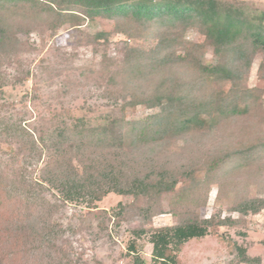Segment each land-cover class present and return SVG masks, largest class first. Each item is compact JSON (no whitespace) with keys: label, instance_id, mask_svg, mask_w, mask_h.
<instances>
[{"label":"trees","instance_id":"trees-1","mask_svg":"<svg viewBox=\"0 0 264 264\" xmlns=\"http://www.w3.org/2000/svg\"><path fill=\"white\" fill-rule=\"evenodd\" d=\"M97 18L114 20L129 39L157 40L151 50L125 42L119 60L104 58L93 73L107 85L110 96L129 95L119 114L92 122L85 116L54 113L41 118L30 132L12 116H4L0 105V137L18 143L29 157L45 156L41 179L65 202L96 208L110 194L142 198L145 206L139 213L151 220L162 212L163 196L178 192V222L150 233L136 229L128 249L134 264H144L138 240L148 234L152 264H186L180 254L187 243L238 224L231 218L197 214L196 208L207 200L203 202L201 191L244 170L257 171L264 162V144L243 136L246 130L252 134L258 129L263 132L256 137L264 139L263 92L243 84L259 55L263 60L258 75L264 80V10L241 0H0V87L4 68L14 64L22 69L21 31L30 33L43 25L81 26L85 19ZM191 29H197L205 42L186 40ZM98 38H106L105 33ZM207 47L213 49L212 63L205 60ZM138 106L145 113L130 117L128 112ZM242 119L249 120L243 124L245 130L227 131L226 144L218 151L183 164L157 154L172 141L219 134L228 122ZM29 199L21 210L12 196L10 208L0 214V262L9 238L22 236L23 229L11 219L35 216L37 196ZM4 200L0 189V207ZM233 210L244 217L258 214L264 210V198L244 199ZM232 252V264H262L243 245L235 244Z\"/></svg>","mask_w":264,"mask_h":264},{"label":"rangeland","instance_id":"rangeland-1","mask_svg":"<svg viewBox=\"0 0 264 264\" xmlns=\"http://www.w3.org/2000/svg\"><path fill=\"white\" fill-rule=\"evenodd\" d=\"M241 1L264 10V0ZM100 33H105L106 38H98ZM19 36L22 69L14 64L4 68L0 105L4 106V116H12L30 132L39 126L41 118L54 113L85 116L92 122L109 113L119 114L129 95L110 96L107 85L93 73L101 68L104 58L119 60L125 42L131 48L144 50L154 49L157 44L153 38L129 39L118 31L114 20L106 18L85 19L81 26L75 27L71 24L58 28L37 26L30 33L21 31ZM185 39L198 44L205 42L197 29L188 31ZM205 60L207 63L214 61L211 47H207ZM262 60V56L256 57L243 83L262 90L261 113L264 112V80L259 78L258 69ZM27 71L30 74L26 76ZM144 113L141 106L128 112L132 118ZM244 122L249 123V120L228 122V127L219 134L206 133L172 141L168 146L158 148L157 154L162 153L167 162L183 164L206 152L224 148L226 132H243ZM246 132L243 136L264 144V139L261 142L256 137L262 130L255 129L252 134ZM7 141L6 136L0 137V189L5 193L0 214L4 207L5 210L10 208L7 206H10L12 196L20 203L21 210L30 201V196L34 198L32 201L37 196L39 203L31 220L11 219L19 223L23 232L20 231L22 236L9 238L7 254L3 255L0 264H134L128 246L134 240L136 229L144 228L150 233L179 220L175 215L182 208L176 205L178 192L163 196V210L151 220L139 213L138 208L145 206L142 198L135 201L133 197L110 194L96 208L65 202L41 179L45 156L33 154L29 157L20 151L18 143ZM201 196L203 202L207 200L196 208L197 214L203 218H231L238 224L220 229L219 234L225 239L213 235L187 243L180 254L183 262L232 264V248L239 244L248 248L251 257H260L264 264V210L245 217L233 210L244 199L264 198V162L257 171L244 170L234 179L203 189ZM138 244L144 264H152L153 247L149 235L138 240Z\"/></svg>","mask_w":264,"mask_h":264}]
</instances>
